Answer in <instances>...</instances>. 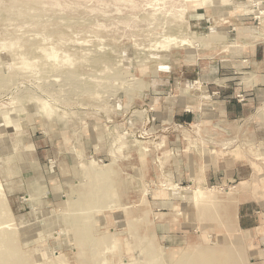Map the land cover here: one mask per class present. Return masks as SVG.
I'll return each instance as SVG.
<instances>
[{
  "label": "rangeland",
  "instance_id": "1",
  "mask_svg": "<svg viewBox=\"0 0 264 264\" xmlns=\"http://www.w3.org/2000/svg\"><path fill=\"white\" fill-rule=\"evenodd\" d=\"M261 2L0 0V264H228V249L264 264V147L235 154L226 137L216 150L202 139L210 122L166 112L177 98L181 114L215 110L204 101L215 70L247 101L250 69L235 57L264 42ZM254 98L262 122L264 92ZM31 155L32 174L62 155L80 174L51 198L31 178L19 214L15 160ZM184 155L191 166L244 159L246 178L208 184L201 164L183 181ZM242 210L253 229H240Z\"/></svg>",
  "mask_w": 264,
  "mask_h": 264
},
{
  "label": "crops",
  "instance_id": "2",
  "mask_svg": "<svg viewBox=\"0 0 264 264\" xmlns=\"http://www.w3.org/2000/svg\"><path fill=\"white\" fill-rule=\"evenodd\" d=\"M235 61L238 62L240 66H245L244 63H247L245 68L250 69V71L248 70L246 74L251 76V78H249L253 81L252 88H250L248 91L246 89L244 90L248 96L245 103H240L236 100L235 94L241 89L238 90L236 88L237 83L233 82L235 79H230L229 77V81L228 78H225L226 75H231V72L215 70L214 74L212 75L213 79L211 81L210 79H206L209 82V85L207 84L206 91H204V101L213 104L215 110H211V112L208 111V113H203L200 112V110H196V112L194 111L191 114H181L180 109H183L184 101L181 100V98H177V101H173V107H168L166 112H171V118H173V121L177 123H196L198 121H203L205 123L210 122L213 127H211L208 133L202 136V139L208 142L206 145L212 147L214 146V148L217 150L225 143V138L228 137V140L232 142V145L236 144L237 146L233 152L235 154L240 152L243 154V156H247L248 148L254 146V144L258 145V147H261V149L264 147V121L261 122L260 120L254 119L255 115H253L251 108L253 107L255 101V94L259 93L260 90L261 92H264V42H262V44L253 43L250 45V48L245 52L244 55L236 56ZM197 75H199V73H197ZM199 76L203 78L201 74ZM203 79L205 80V78ZM174 98H176V96ZM193 102L194 104H192ZM185 103L191 104L190 108H192V110L197 108L195 100L189 98L188 96L185 99ZM203 118H206V120H202ZM222 126L230 127L231 131L226 128L228 134L223 132L221 133L220 131L217 132L216 129L221 128ZM213 130H216L214 131L215 133H212ZM259 131H261L262 136L257 138L254 136V134ZM225 144H228V141ZM223 147L224 145L222 148ZM185 155L184 159L179 160L178 167L175 166L173 170L176 172L178 169L180 170V167L182 168L181 178H183V181L193 182V180L196 179L194 171L200 169L201 164H203L202 166L204 168V182H207L208 184L230 183L232 181L231 176H235L237 178L236 180H242L246 178L244 175H241L244 173L241 170V168L244 167V159L236 160L231 157L233 160L232 166L229 165L231 162L227 160L216 163L214 161H210L209 163H201V161H199L197 164L194 162V165L191 166L190 160H188L189 157L187 161ZM47 156L48 155H46L43 159H46ZM30 157L31 159L29 158L28 161L23 163L22 166L18 160H15V167H17V170L15 171L19 173V176H22V179L20 178L16 180L17 182L20 181V184L17 185L18 190L15 191L22 189L23 193H26L28 196L27 201L21 202L19 199L21 195L20 192H16L17 194L9 193L10 197L14 199L12 206L19 214H22L23 210V212H25V209L30 208L29 202L32 197V192L30 190V185L32 183L31 178H33V180L35 179L36 181H39L42 189L45 188L49 190L51 193V198V196L54 197L55 192H62L63 194L64 190L69 188L68 177H77L76 175L80 174V170L72 164L73 161H70V158H63V155L57 159L55 165L52 167L46 163L42 165V167L36 166V168H39V170H37V173L32 174L31 163H38L40 158L38 156L32 157V155ZM220 165H222L221 168ZM51 168L53 170H51ZM20 172L23 175H21ZM254 214V212L249 214L248 210H242L239 212L240 229H253V224L249 225L248 221L249 216L252 215L253 217Z\"/></svg>",
  "mask_w": 264,
  "mask_h": 264
},
{
  "label": "bare ground",
  "instance_id": "3",
  "mask_svg": "<svg viewBox=\"0 0 264 264\" xmlns=\"http://www.w3.org/2000/svg\"><path fill=\"white\" fill-rule=\"evenodd\" d=\"M261 3H263V5H264V2H261ZM204 192V191H203ZM215 192V191H214ZM206 193V192H205ZM208 193V192H207ZM214 253V252H213ZM213 253H211V255L213 254ZM225 253H227L228 255H229V257H228V260H229V263L228 264H230V262H233L234 261V258L233 257H231V254L233 255L234 254V252H232V250L231 249H228V250H226L225 251ZM201 254H203V255H207V252H204V251H200V253L199 254H197V255H200L201 256ZM235 255V254H234ZM226 263V262H225ZM234 264H237L236 262H233ZM227 264V263H226Z\"/></svg>",
  "mask_w": 264,
  "mask_h": 264
},
{
  "label": "built area",
  "instance_id": "4",
  "mask_svg": "<svg viewBox=\"0 0 264 264\" xmlns=\"http://www.w3.org/2000/svg\"><path fill=\"white\" fill-rule=\"evenodd\" d=\"M153 121V120H152Z\"/></svg>",
  "mask_w": 264,
  "mask_h": 264
}]
</instances>
